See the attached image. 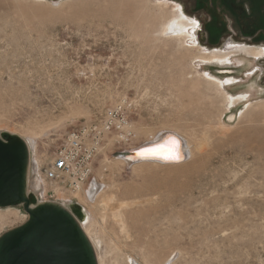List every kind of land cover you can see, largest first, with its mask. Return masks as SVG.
<instances>
[{"label": "rangeland", "instance_id": "rangeland-1", "mask_svg": "<svg viewBox=\"0 0 264 264\" xmlns=\"http://www.w3.org/2000/svg\"><path fill=\"white\" fill-rule=\"evenodd\" d=\"M176 4L185 39L162 33ZM242 48H264V0H0V137L36 138L30 190L78 126L118 106L131 126L127 141L105 136L81 192L58 196L92 212L99 264H264V54L238 73ZM208 51L231 59L212 65ZM213 74L239 100L237 85L257 83L246 117ZM170 130L193 145L181 166L120 159ZM28 218L0 206V236Z\"/></svg>", "mask_w": 264, "mask_h": 264}, {"label": "water", "instance_id": "water-1", "mask_svg": "<svg viewBox=\"0 0 264 264\" xmlns=\"http://www.w3.org/2000/svg\"><path fill=\"white\" fill-rule=\"evenodd\" d=\"M163 154L158 150L149 158L168 162ZM145 155L141 148L121 156ZM30 161L25 140L0 137V206L21 204L29 217L0 236V264H98L93 244L78 222L81 217L68 209L71 206L42 202L30 190Z\"/></svg>", "mask_w": 264, "mask_h": 264}, {"label": "bare ground", "instance_id": "bare-ground-1", "mask_svg": "<svg viewBox=\"0 0 264 264\" xmlns=\"http://www.w3.org/2000/svg\"><path fill=\"white\" fill-rule=\"evenodd\" d=\"M55 4L58 5L59 3H55ZM161 4H163L165 6L168 5V3L162 2V1H161ZM175 7H177L178 9L180 8L178 4H176ZM175 7H173V8H175ZM179 12L175 11L173 13L174 16L162 28V33L165 35H168V36L173 35L176 38L185 39V38H187V36L189 34V30H188L189 21L186 18L185 13L183 12L182 9L179 10ZM196 36H197V33H196ZM195 43L196 44L198 43L197 38L194 40V44ZM242 46H244V45H242ZM259 49H261V48H258L257 51H254L255 55L254 54L252 55L251 52H248L247 49H244V48L236 50L234 53L235 55L236 54L242 55V57L236 56L234 58V63L238 67V71L236 70V72L239 73V70H242L249 63H251L249 59H252L256 56L259 57V56L263 55L264 54V48L262 50H259ZM209 53H211V52L208 51V53L206 55L202 54L201 58L206 59V60L211 59L212 65L224 66L231 59L230 54L232 52H230V53L216 52V53H212V54H209ZM231 70H233V69H231ZM226 71H230V69L226 70ZM236 75L227 76V84H228L227 87H230L228 89H232V86H234L233 83L235 82L236 79H238V76H236ZM214 76L215 75L213 74L214 79H212V80H214V82L217 83L218 86H220L219 88L222 90V92L225 96V99H226V101L230 107L236 106V104L238 102L242 101L243 99L246 101L244 103H249L247 105L248 108H247V111H246L245 116H244V117H246L247 113H249V111L252 108H254L255 105L257 104V102L256 103L252 102L251 98H253V96L258 95V94L263 92L262 90L257 88V83L255 82L256 85L253 84L250 86L237 85V87L242 86V87L247 88V90L239 92V94H241V96H242L240 98L241 100H239L238 97H233V96L229 95L225 91L226 84L223 85V87H221L220 83L217 81V79ZM234 113H236V118H238L237 112H234ZM35 139H33V138L23 139V140H25V142L29 146V149L31 151V156H33V161L31 160L33 162V166H31V161H30V174H29V176L31 175V168L32 167L33 168L40 167L39 166L40 165L39 159L34 156L35 151H36V147H37V143H36ZM184 139H186V142H184ZM141 148H142V150L153 149V150H155V152L158 150H160V152L163 151L164 152V154H163L164 160H169V161H174V162H169V161L168 162H162L159 160L153 161L149 158L150 156L153 155L152 153H149V154L147 153V155L143 156L142 158L133 157V156H120V159H122L124 161L131 162V163L156 162V163H161V164H167L169 166H181L182 164L187 162L190 158H192L193 154H194L193 145H192V142L190 141V139L188 137H186L185 135H183L182 133L175 131V130L166 131L161 135H158L156 137L154 136L146 144H143L142 146L134 148V149L137 150V149H141ZM172 156H177L179 158L178 159L170 158ZM165 157H169V158H165ZM30 181H31V179H30ZM37 183H38L37 184L38 188L43 185L44 182H43L41 177L38 178ZM46 187H47V185H46ZM46 187L44 189V192L47 190ZM98 187H99L98 184H95V185H93L92 188H90L91 190L86 192V199L87 200H89L91 202H94L96 200V197L98 195ZM57 202L61 203L64 207H67V205L71 206V208L68 207V209L72 213L78 214L81 217V220H78V222L81 225L82 229L86 232L87 236L89 237V235H88L89 231H88L87 226L90 223L91 216H92V212L90 211V209H88L85 205H83L81 203H78L80 205V207H78L76 205L75 201H73L71 199H66V202H60V201H57ZM89 239L92 242L93 247H94L95 252H96V247H95L96 244L93 242V240L90 237H89ZM96 256H97V253H96ZM97 260H98V256H97ZM98 264H99V260H98ZM101 264H102V262H101ZM127 264H140V263H138L137 259L131 258V259H129Z\"/></svg>", "mask_w": 264, "mask_h": 264}, {"label": "built area", "instance_id": "built-area-1", "mask_svg": "<svg viewBox=\"0 0 264 264\" xmlns=\"http://www.w3.org/2000/svg\"><path fill=\"white\" fill-rule=\"evenodd\" d=\"M120 109L118 106L106 112L99 124H84L67 134L48 167L42 173L38 170L37 176L44 182L39 188L38 200L63 202L58 198L60 193L81 192L92 176L94 160L107 134L117 131L122 140H129L131 126L128 119L120 114ZM30 158L33 161L31 151ZM32 175L33 167L30 179ZM45 184L51 187L48 189ZM45 187L47 190L44 192Z\"/></svg>", "mask_w": 264, "mask_h": 264}, {"label": "snow or ice", "instance_id": "snow-or-ice-1", "mask_svg": "<svg viewBox=\"0 0 264 264\" xmlns=\"http://www.w3.org/2000/svg\"><path fill=\"white\" fill-rule=\"evenodd\" d=\"M146 153H152V154H155V150H153V149H146V150H144ZM165 158H169V157H165ZM170 158H173V159H178L179 157H177V156H172V157H170Z\"/></svg>", "mask_w": 264, "mask_h": 264}, {"label": "flooded vegetation", "instance_id": "flooded-vegetation-1", "mask_svg": "<svg viewBox=\"0 0 264 264\" xmlns=\"http://www.w3.org/2000/svg\"><path fill=\"white\" fill-rule=\"evenodd\" d=\"M231 6L233 5L234 6V4L231 2V4H230ZM240 13H242L241 11H240Z\"/></svg>", "mask_w": 264, "mask_h": 264}]
</instances>
